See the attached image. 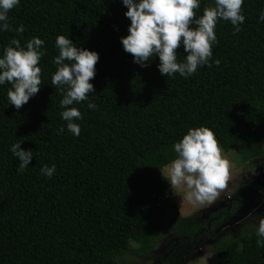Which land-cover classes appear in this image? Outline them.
<instances>
[{
    "label": "trees",
    "instance_id": "1",
    "mask_svg": "<svg viewBox=\"0 0 264 264\" xmlns=\"http://www.w3.org/2000/svg\"><path fill=\"white\" fill-rule=\"evenodd\" d=\"M210 2L201 0L195 15ZM262 9L264 0H243L239 31L217 21L209 63L169 77L160 74L158 57L141 67L123 50L130 20L121 0H19L8 13L11 30L0 31V52L13 37L23 46L36 36L44 55L41 87L21 108L8 104L10 84L0 85V264H128L131 253L175 264L208 222L179 212L162 173L177 156L173 144L202 125L223 151L237 154L239 166L263 162ZM57 35L99 54L94 92L73 105L82 117L79 135L60 118L62 92L51 85ZM176 52L183 61L182 45ZM18 141L33 154L23 171L9 151ZM53 164V175L44 176L41 166ZM167 233L176 240L171 252L155 255ZM256 241L255 226H244L218 243L212 264H264Z\"/></svg>",
    "mask_w": 264,
    "mask_h": 264
},
{
    "label": "clouds",
    "instance_id": "2",
    "mask_svg": "<svg viewBox=\"0 0 264 264\" xmlns=\"http://www.w3.org/2000/svg\"><path fill=\"white\" fill-rule=\"evenodd\" d=\"M121 3L127 9L125 17L130 20L127 35L120 37L123 50L130 53L133 62L141 67L146 66L149 57H158L156 66L160 74L169 77L174 73L190 76L198 66L209 63L213 55L212 45L217 39L214 29L218 20L230 21L233 30L239 31L245 19L241 11L243 0H211L199 16L194 10L200 7L201 0H121ZM18 4L19 0H0V31L11 30L8 13ZM258 19L264 21V9L260 10ZM15 31L22 32L23 25ZM43 44L42 39L33 36L22 46L20 40L13 37L0 52V85L10 84L6 96L8 104L16 109L21 108L41 87L38 61L44 55ZM181 45L185 56L183 61H177L176 49ZM55 46L58 55L52 58L56 70L51 74V85L62 92L59 116L66 122L69 132L79 135L80 127L75 121L82 117L73 105L88 100V93L94 92L90 79L95 75L99 54L95 50L77 47L69 36L64 35L56 36ZM87 107L94 109L96 105L89 101ZM58 131L63 132L64 126ZM21 143H12L9 148L18 158L17 171H23L33 158L32 149L21 148ZM173 150L177 156L167 166L170 186L185 184L190 189L186 193L189 201L212 200L216 190L224 186L228 167V161L220 155L214 133L202 125L190 127L173 144ZM55 168V164L42 165L40 171L50 178ZM253 219L256 221L252 226H255L257 246L264 247V215ZM212 237L209 235L210 239ZM217 243L206 246L207 250L200 247L194 254L206 256L210 249L216 256ZM205 245L210 244L207 242ZM194 254L183 249L182 254H176L175 264L189 263L188 258Z\"/></svg>",
    "mask_w": 264,
    "mask_h": 264
},
{
    "label": "rangeland",
    "instance_id": "3",
    "mask_svg": "<svg viewBox=\"0 0 264 264\" xmlns=\"http://www.w3.org/2000/svg\"><path fill=\"white\" fill-rule=\"evenodd\" d=\"M219 149H220V155L222 158L226 159L228 161V167H227V174L224 178V186L222 188H218L216 190V195L212 200H204V201H189L187 199L186 193L190 191V189L187 188V186L183 183H181L178 186L171 187L169 182L167 181L168 178V167H165L162 171L163 175L166 178V183L170 187V189L173 192L175 202L179 208V212L182 216H191V215H199L202 211L207 209L208 207L212 206L213 203H215L217 200H223L226 198H233L237 195H239L241 192H243V186H251L254 188H259L260 181H261V172L257 171V164L254 166L253 164L246 163L243 166H239V161L237 160V154L234 153H226L223 151L219 144L217 143ZM236 156V160H235ZM264 165V164H263ZM251 172L253 173V176H251ZM249 188V187H248ZM258 192H245V195L248 197L250 196V200L254 201L253 197L254 195H257ZM207 221V219H206ZM255 224V222H254ZM248 226V225H247ZM235 236V232H230L229 230L225 231L223 229L219 230V234L216 236H213L212 238L216 237V239L211 238V242H209L210 245H205L207 243V240L209 238H206V242L201 246L204 250H207L206 246L210 247L212 246L213 242H220L223 240H226L228 238H232ZM175 237L172 238L170 234H165L162 236L160 240H158L157 244L154 246L152 251L154 254L161 255L163 252H165L168 249V252L171 250V244L175 242ZM218 244V243H217ZM185 247V246H184ZM133 249L138 248V245L135 243L132 246ZM202 253V252H198ZM211 259V260H210ZM217 260L216 256L212 254L210 249L208 250V253L206 256H203L201 254H194L191 258H188L187 261H190L189 263L185 264H212L215 263ZM125 261L128 264H158L157 258H151L149 260H145L144 258L134 255L131 253L128 257L125 258Z\"/></svg>",
    "mask_w": 264,
    "mask_h": 264
},
{
    "label": "flooded vegetation",
    "instance_id": "4",
    "mask_svg": "<svg viewBox=\"0 0 264 264\" xmlns=\"http://www.w3.org/2000/svg\"><path fill=\"white\" fill-rule=\"evenodd\" d=\"M261 166L257 164V171H261V183L259 188L251 186H243V192L233 198H226L217 200L212 206L208 207L199 214L200 219H207V228L203 229L195 238L193 243L187 242V251L193 253L200 248L205 242L206 238L210 236H217L219 230L223 229L230 232H239L248 225L254 224L253 217L264 215V158ZM253 176V173L250 174ZM249 187V188H248ZM258 192L254 195V201L250 200V196H246L245 192ZM207 232V233H206ZM207 234V235H205ZM216 239V237L212 238ZM209 238L207 242H211ZM207 244V243H206Z\"/></svg>",
    "mask_w": 264,
    "mask_h": 264
}]
</instances>
